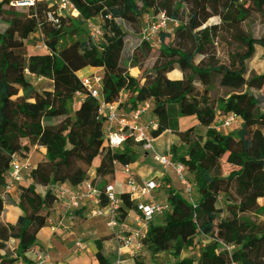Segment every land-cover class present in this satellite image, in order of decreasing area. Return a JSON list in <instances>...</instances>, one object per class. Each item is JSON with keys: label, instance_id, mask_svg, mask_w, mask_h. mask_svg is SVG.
I'll list each match as a JSON object with an SVG mask.
<instances>
[{"label": "trees", "instance_id": "obj_1", "mask_svg": "<svg viewBox=\"0 0 264 264\" xmlns=\"http://www.w3.org/2000/svg\"><path fill=\"white\" fill-rule=\"evenodd\" d=\"M179 1L71 0L79 12L71 19L58 14L57 0H0V223L8 212L15 218L7 224L9 239H0V264L26 261V254L37 247L56 200L50 191L44 197L37 195L38 186H80L90 179L100 155L93 182L103 193L114 183L117 167L133 165L140 157L132 138L120 152L106 146L100 104L87 95L78 76L89 66L103 71L102 95L107 104H117L119 111L130 115L150 103V117L158 122L154 137L171 132L186 146V156H178L174 148L171 154L173 161L186 167L193 192L186 199L183 190L169 189L171 211L150 224L143 240L146 251L173 254L197 246V259L174 264H264L253 258L264 241L260 96L264 73L247 66L258 49L264 50V37L256 38L241 27L247 20L242 7L261 14L264 21V0H184L183 11L176 16L180 26L172 33L162 32L157 46L145 41L144 16L174 15ZM49 14L59 19L58 25L48 19ZM224 15L232 17L209 25ZM97 23L102 33L99 44L90 29ZM35 35L41 36L46 54L28 53L23 42ZM215 45L225 46L223 61L212 52ZM151 61V70L143 71ZM133 69L141 72L138 77L131 74ZM175 71L181 78L166 80L152 100L149 89L155 78ZM27 73L50 80L52 88L35 89ZM77 93L85 99L72 110ZM232 114L241 117V128L228 134L213 129ZM193 116L204 119L206 136L195 126L180 131L179 119ZM235 143L241 150H231ZM36 148L45 149V154ZM17 158L35 167L28 176L29 186L16 188L23 195L19 200L4 193L9 166ZM120 199L138 210L130 193ZM101 204L107 206L104 196ZM94 244L98 264H113L115 234ZM134 262L147 264L142 257Z\"/></svg>", "mask_w": 264, "mask_h": 264}, {"label": "built area", "instance_id": "obj_2", "mask_svg": "<svg viewBox=\"0 0 264 264\" xmlns=\"http://www.w3.org/2000/svg\"><path fill=\"white\" fill-rule=\"evenodd\" d=\"M57 12L64 16L66 13L69 18L74 19L79 16V12L72 4L71 0H57ZM177 13L168 15L164 12L153 13V17L145 25L141 33L142 38L149 42L152 46L160 43V35L162 32L172 33L179 26ZM48 19L59 24V19L49 14ZM91 34L94 39L101 38L102 33L99 27L90 24ZM40 80H47L40 77ZM81 83L87 91V95L96 99L99 104L100 118L105 122V143L106 146L114 151H122L124 144L128 138H132L139 145L140 152L151 153L153 160L164 169L171 168L178 176L183 189V196L190 199L193 192V185L190 182L186 167L179 162L173 161L168 155H160L155 151L153 132L158 129V122L150 117L151 104L146 103L138 110L127 115L118 109L117 104H107L102 95V77L100 75H92L81 78ZM85 95L77 93L75 103H83ZM242 126V119L237 115H228L222 119L220 124L214 125L213 129L221 132L222 130H235ZM34 165L28 160L14 159L9 166L7 172V180L4 193L11 194L18 185L25 182V176H29L34 169ZM123 172L127 175V186L131 199L137 200L144 196L149 197L148 203L138 205L140 214L137 217L138 228L133 231H118L120 211L124 207V202L117 195L114 183L107 186L102 193L94 184L93 180L87 181L85 190L77 193H70L68 190L56 185L49 187V191L56 197V200H64L70 211L69 219L75 220V212L80 209L82 201L96 202L101 204L102 197H105L107 206L97 208L87 213V218H96L100 216H108L109 222L107 227L113 231L116 238L117 252L113 264H128V261L137 257H142L146 248L143 240L149 230L150 224L158 216H162L166 212L171 211L169 203H158L155 199V193L166 187V184L157 179L145 181L141 186L136 182L129 166L123 167ZM4 198V197H3ZM52 232L56 231V227L52 225ZM75 250L78 253H85L88 245L83 240H78L75 244ZM39 261L43 263L44 257H39ZM15 264H28L24 260H18Z\"/></svg>", "mask_w": 264, "mask_h": 264}, {"label": "crops", "instance_id": "obj_3", "mask_svg": "<svg viewBox=\"0 0 264 264\" xmlns=\"http://www.w3.org/2000/svg\"><path fill=\"white\" fill-rule=\"evenodd\" d=\"M91 68L92 70H96L91 66L83 69L78 73L80 78L86 77V74H82L87 69ZM103 73L102 70H97L93 75H98ZM131 74L135 77L140 75V71L138 69L131 70ZM92 76V75H91ZM179 79L181 78V74L177 71L170 74H160L153 81L149 91L150 97L154 100L159 96L160 89L163 83L166 80L171 79ZM52 84V82L50 81ZM49 87L47 90L51 89ZM78 103L77 106H79ZM197 116L193 117H182L179 119V129L180 131H185L190 127H197L198 121L195 119ZM198 128V127H197ZM199 131V129H198ZM236 150L239 151L240 145L236 143ZM182 147V150H178L179 147ZM155 151L160 155H168L172 157L171 149L174 148L175 152L178 156H186L187 150L186 146L182 144L179 138L171 132H165L159 137L155 138L154 141ZM36 150L40 151L43 155L45 154V149L36 148ZM143 153V152H140ZM101 164V156H98V159L94 165L93 173H96L97 169ZM133 175L135 176L136 182L139 186H141L145 181L151 179H157L166 184V189L170 188L175 189L176 184H178L181 188L182 184L176 175L175 171L171 168L164 169L160 165H158L152 158L151 153H143L140 155L138 161L133 165L129 166ZM93 175V174H92ZM91 176V174H90ZM191 177V175H189ZM94 177L89 179L93 180ZM88 180V181H89ZM87 181L80 186L73 187L69 184H63L61 187L68 190L70 193H77L82 190H85ZM115 189L117 195L121 197L123 194L129 193V188L127 186V175L123 172V167H117L115 181H114ZM179 187V189H181ZM163 188V189H165ZM38 189V187L36 188ZM45 190V192L43 191ZM160 190L155 194V199L162 200L164 202L157 201L158 203H169L170 195L167 190ZM176 189V190H179ZM40 190L44 193V195L49 191V187L42 188ZM134 200V199H133ZM135 205H139L142 203H148L149 197L144 196L141 199H137L134 201ZM103 208L102 204H97L96 202L90 201H82L80 203V209L75 212L76 219H69L68 215L70 214L69 209L67 208L66 202L64 200H55L51 206V215L46 221L45 227L38 235L37 239V247L34 249V252H30L26 254V261L28 264H98L95 254L96 247L95 241L101 237L108 236L113 233L111 229L107 227L109 222L108 216H100L96 218H101L100 220H104V222L95 221L92 219L95 218H87V213L93 209ZM126 211V217L122 222H119L118 231L129 232L136 230L138 228L137 217L140 212L135 210L133 207L129 205H124L123 208ZM124 216V215H122ZM14 217L8 215L6 221L0 223V239H9V230L7 227L8 223L14 222ZM79 219V224L76 222ZM91 222V223H90ZM55 226L56 231L52 232L51 227ZM77 240H83L88 245V251L85 253H78L74 246ZM14 245V241L10 242ZM44 257L45 261L41 263L39 261V257ZM128 264H135L134 260L128 261Z\"/></svg>", "mask_w": 264, "mask_h": 264}, {"label": "rangeland", "instance_id": "obj_4", "mask_svg": "<svg viewBox=\"0 0 264 264\" xmlns=\"http://www.w3.org/2000/svg\"><path fill=\"white\" fill-rule=\"evenodd\" d=\"M184 7H185V1L184 0L179 1L178 5L176 7V13L179 14L181 11H183ZM241 9H242V12H243V16L246 17V19H247L246 22L243 23L241 27L246 32H249L250 34L255 35L256 38H263L264 37V21H262L261 14H258V13H255L253 11H250V10L244 8V7H242ZM64 16L65 17H69V15L67 13ZM152 17H153V13L152 12H148L143 18V25H145L149 20H151ZM231 17H232L231 15H224V16H221L219 18H214V19L209 21V25L220 23V21H222L223 19L230 20ZM98 24L99 23L95 24L94 26L97 27ZM172 39L173 38H171L169 42H171ZM94 42L96 44H99L101 42V39L100 38H96V39H94ZM23 43L26 46L27 51H28L29 54H46L47 53V49L44 46V44L42 43L40 35H35L30 40L24 41ZM224 47L225 46H223V48ZM223 48L218 46V45H215V47L212 49L213 53L215 51L217 52L218 59H220L221 61H223V59H224L223 55L221 53ZM152 65H153V62L152 61L149 62L148 65L146 66V68L143 71H146V72L150 71L151 68H152ZM247 66L250 69V71H254V72L258 73V74L264 73V50L258 49L255 58L250 60L247 63ZM96 71H97V69L96 70H92L91 68H89L86 71H84L82 74H86L85 76H91L94 73H96ZM98 75H100V74H98ZM101 75H103V73ZM26 78L34 86V88L39 90V91L47 90L49 87L52 86V84L50 83V80H40V77H36V76H33L31 74H28V73L26 75ZM260 96H261V101L264 102V89H262L260 91ZM77 105L78 104L75 103L71 107V109L72 110H76L77 107H78ZM195 119L198 121V126H197L198 128L197 129H199V132L202 135L206 136L207 128L203 126L204 119L202 117H200V116H197ZM220 123L221 122H219L218 124H220ZM230 132H231V130H222V134H228ZM98 146H99V148L102 149V148L105 147V143L102 141V142L98 143ZM236 146H237L236 143L233 144L232 147H231V150L235 152V150L237 149ZM179 149L182 150V147L180 146L178 148V150ZM239 150H241V145H240V149ZM38 152H40V151L38 150ZM140 155H143V153H140ZM98 156L99 155H97L95 157V160H94V163H93V168H92V170L90 172L92 178L96 176V173H93V170H94V165H95V163H96V161L98 159ZM91 176H90V178H91ZM98 182H100L99 178H98ZM22 185L25 186V187L29 186L28 176L27 175L25 176V182ZM176 185L177 186H176L175 190L179 189V187H180L178 184H176ZM40 187L41 186H38V189H36V194L41 196V197H44L45 195L40 190ZM45 187H42V188H45ZM165 189H162V190H165ZM179 190H183V189L181 188ZM43 191L45 192L44 189H43ZM167 191H169V190H167ZM12 196L17 198V200H19V199H21V197H23V195L21 193H19V191H17V189L12 193ZM160 199L161 200H159V198H158L156 200L160 201V202H164L165 201L164 199L162 200V198H160ZM257 209H258V207H256L252 211H250V213L254 214ZM8 214L11 215V216L13 215L11 212H8ZM122 215H124V216H122ZM7 216L8 215L5 214L1 218V220L6 221ZM125 217H126V211L124 209H122L120 211L119 222H122L125 219ZM100 219L101 218H95V219H92V220L99 221V222H104V220L102 221ZM199 243H200V240H198L197 244L200 245ZM74 249H75V246H74ZM143 254L144 255H142V258L144 259V261L147 264H174L177 261L183 260V259H197L199 251H198V248L196 246V248H192V249L184 248V249L179 250V251H177L176 253H173V254L161 253V254H157V255H152L148 251H145V253H143ZM253 258L258 263H262L263 262V260H264V241H261L259 243L258 249L254 253Z\"/></svg>", "mask_w": 264, "mask_h": 264}, {"label": "bare ground", "instance_id": "obj_5", "mask_svg": "<svg viewBox=\"0 0 264 264\" xmlns=\"http://www.w3.org/2000/svg\"><path fill=\"white\" fill-rule=\"evenodd\" d=\"M263 89H264V86H263Z\"/></svg>", "mask_w": 264, "mask_h": 264}]
</instances>
